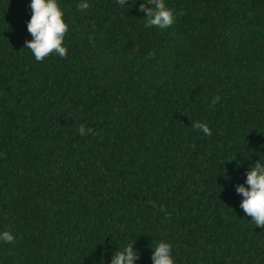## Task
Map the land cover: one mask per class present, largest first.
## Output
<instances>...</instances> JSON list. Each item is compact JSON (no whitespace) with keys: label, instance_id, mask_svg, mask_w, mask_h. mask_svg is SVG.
I'll return each instance as SVG.
<instances>
[{"label":"trees","instance_id":"trees-1","mask_svg":"<svg viewBox=\"0 0 264 264\" xmlns=\"http://www.w3.org/2000/svg\"><path fill=\"white\" fill-rule=\"evenodd\" d=\"M143 2L58 0L68 56L38 62L31 0H0V264H111L129 244L153 264L160 241L175 264H264L236 191L264 163V0H165L166 29Z\"/></svg>","mask_w":264,"mask_h":264},{"label":"clouds","instance_id":"clouds-1","mask_svg":"<svg viewBox=\"0 0 264 264\" xmlns=\"http://www.w3.org/2000/svg\"><path fill=\"white\" fill-rule=\"evenodd\" d=\"M137 0H135V3ZM117 3L124 6L128 0H117ZM148 4L153 7H148ZM32 18L27 23V30L32 39L25 42L24 48L31 50L36 61L43 62L49 57V54L57 55L61 58H67L68 49L62 46L64 38L67 36L69 26L63 18L64 13L58 4V0H31ZM90 7L87 2H82L78 8L83 11ZM139 11L146 13L145 27H158L166 29L175 23L173 10L166 7L165 0H144L140 3ZM148 59H154L155 54L149 53ZM221 97L215 96L209 104L214 108L220 102ZM194 129L200 130L205 136L212 134V129L207 123L200 121L192 122ZM79 133L83 135L92 134L93 129L85 128L83 124L78 127ZM236 191L242 195L243 199L240 208L243 209L246 216L251 217V221L256 227L264 228V163L256 162L246 173V184L237 185ZM165 214L170 218L171 214ZM15 237L9 231L0 233V241L5 243L14 242ZM153 264H175L172 245L165 241H160L152 246ZM140 259L138 252L133 244L127 245L122 251L114 253L111 264H136Z\"/></svg>","mask_w":264,"mask_h":264}]
</instances>
